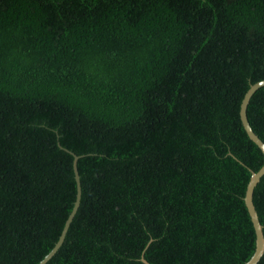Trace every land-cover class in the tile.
<instances>
[{
    "label": "trees",
    "instance_id": "16d2710c",
    "mask_svg": "<svg viewBox=\"0 0 264 264\" xmlns=\"http://www.w3.org/2000/svg\"><path fill=\"white\" fill-rule=\"evenodd\" d=\"M264 0H0V264H242L263 154ZM246 119L264 142V84ZM251 200L264 236V172ZM254 264H264V249Z\"/></svg>",
    "mask_w": 264,
    "mask_h": 264
},
{
    "label": "water",
    "instance_id": "95a60500",
    "mask_svg": "<svg viewBox=\"0 0 264 264\" xmlns=\"http://www.w3.org/2000/svg\"><path fill=\"white\" fill-rule=\"evenodd\" d=\"M262 84H264V78L250 83L248 85V87L246 88V90L244 91L242 97H241V100L239 103V108H238L239 118H240L241 124H242L246 134L259 147V149L261 150V152L263 154V160H262L261 165L256 170H251V169L249 170L250 173H249V177H248V180L246 182L244 194H243V201H244V204L246 206V209H247V212H248V215L250 217V220H251V223L253 226V230H254V249H253V252L251 253V255L242 264H254V262L258 259V257L260 256V254L262 253V251L264 249V236L262 234L261 224L258 221L257 214H256V211L254 209V206H253V203L251 200L252 187L255 184V182L258 180L259 176L264 172V142L252 130V128L250 127V125L246 119V115H245V106H246V103L248 101L250 94L252 93V91L257 86L262 85ZM68 151L72 154V168L74 171V178L76 181V191H75V199L73 202V206H72L71 210L68 212V214L64 220L60 234L58 235L57 239L54 241L51 248L35 264H43L50 257V255L54 252L56 247L59 245V243L61 242V240L63 238V234L65 232L67 224H68L71 216L73 215V212H74V210L77 206V203H78L79 185H78V174H77L76 165H75V161H76V158L78 155L75 154L74 152L70 151V150H68ZM140 260L142 262H144L145 264H150L142 256V254L140 255Z\"/></svg>",
    "mask_w": 264,
    "mask_h": 264
}]
</instances>
